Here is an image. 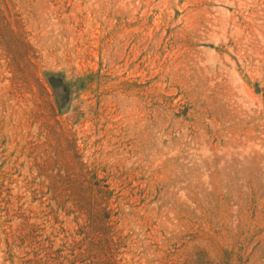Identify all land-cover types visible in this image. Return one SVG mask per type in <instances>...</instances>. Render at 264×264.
<instances>
[{
    "label": "rangeland",
    "instance_id": "374dc122",
    "mask_svg": "<svg viewBox=\"0 0 264 264\" xmlns=\"http://www.w3.org/2000/svg\"><path fill=\"white\" fill-rule=\"evenodd\" d=\"M0 264H264V0H0Z\"/></svg>",
    "mask_w": 264,
    "mask_h": 264
}]
</instances>
